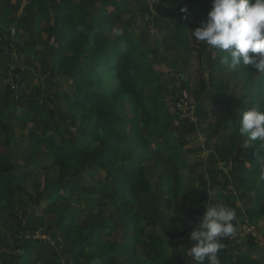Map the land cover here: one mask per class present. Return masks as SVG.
Instances as JSON below:
<instances>
[{"label":"trees","instance_id":"trees-1","mask_svg":"<svg viewBox=\"0 0 264 264\" xmlns=\"http://www.w3.org/2000/svg\"><path fill=\"white\" fill-rule=\"evenodd\" d=\"M158 3L166 21L162 26L164 35L156 40L144 38L139 43L134 34L125 33L129 25L122 15L134 17L128 10V0H25L24 14L15 29L25 34L19 35V44L12 39L8 42L28 49L33 56H42L41 68L46 74L44 94L63 107L60 114L62 118L69 116V122L60 125L55 117H50L48 108L44 112L46 101H40L39 109H35L41 98L35 93L26 94L18 86L7 87L0 93V131L6 133L4 141L10 143L13 138L7 124L11 117L6 115L9 98L15 102L14 116L17 110L19 115L32 114L31 122L39 114L44 116V133L32 127L29 137L34 163L42 154L48 157L32 170L30 192L10 178L16 174L11 158L0 153V202L8 199L9 203L29 208L28 239L20 238L22 252L14 253V264H64V261L68 264H159L169 246L167 235L151 222L155 205L173 228L186 223L192 226L194 220L203 217L205 198L195 187L185 193L182 185L187 171L183 167L188 164L187 158L180 162L182 152L177 138L173 133H162L167 142L164 146L161 142L154 143L150 133L152 127L163 129L160 94L171 91L166 83H159L163 78L157 80L158 71L154 72L150 62L159 50L163 56L173 50L182 57L197 51L200 61L206 59L208 82H202L201 88L214 104L224 109L212 134L219 135L217 147L225 142L224 150L233 162L232 173L242 191L240 198L225 196V203L236 211V229L246 210L251 220L258 218L264 232V148L253 142L256 145L244 146L242 152L247 150V154L237 155L242 139L243 145L247 140L239 133L243 111L251 107L264 110V72L243 65L233 70L222 63L221 58L227 54L218 49L211 48L210 55H205L203 42L195 40L192 30L206 20L212 3L208 5L206 0H158ZM173 5L177 6L176 12L172 11ZM181 7H186L188 14L181 12ZM116 28L122 30L119 37L114 33ZM3 53L7 59L4 49ZM211 59L215 63L209 66L207 62ZM160 63L168 69V62ZM198 73L202 78V73ZM220 76L227 81L224 87ZM235 83L241 86L242 92L230 104ZM182 86L188 88L186 83ZM24 98H29L27 105ZM239 103L237 111L234 107ZM194 112L206 116L200 103ZM131 148L146 153L154 165L161 164L166 155L161 167L166 192L160 205L149 179L151 165L145 164L143 157L130 153ZM195 163L204 164L202 160ZM97 169L103 178L94 182ZM213 176L209 178L211 183ZM17 193L24 200L20 196L15 198ZM37 207H41L40 215L34 216L30 208L33 211ZM170 208L174 216L167 214ZM184 214H188V221L184 220ZM3 216L2 209L0 217ZM14 217L18 224L17 215ZM80 217L86 221L80 222ZM117 225V232L111 233ZM37 227L41 234L51 235L62 243L60 254L45 239L31 238ZM176 230L182 233L180 228ZM230 238L223 241L220 264H264L251 251H240L233 257ZM3 241L1 236L0 249H9ZM235 242L236 248L245 244L259 248L252 240ZM42 257L47 258L39 261Z\"/></svg>","mask_w":264,"mask_h":264},{"label":"rangeland","instance_id":"rangeland-1","mask_svg":"<svg viewBox=\"0 0 264 264\" xmlns=\"http://www.w3.org/2000/svg\"><path fill=\"white\" fill-rule=\"evenodd\" d=\"M128 1V10L134 13V17L131 18L127 13H124L122 15V18L125 21L128 20L129 25L125 33L134 34L139 43H141L144 38H147L149 40V37H154V40H156L161 36L163 37L165 29H163L162 26L166 21L163 18L164 16H162L163 13L160 9L158 0H140L138 2L131 1V3L130 0ZM206 2L208 5L211 3L210 0H206ZM172 8V11H177V6L175 8V6L173 5ZM114 33L118 37L121 36V28L114 29ZM201 47L205 55L209 56L211 52V47L207 46L204 43H202ZM172 51L173 50L165 52L164 56L160 55L162 53L161 50H159L157 55L154 56L148 54L149 56H151L150 62L152 63V68L154 72L156 73V71H158V73H156L158 75L157 80L163 78L160 80L161 82L159 83L161 85H164V83H166V85L169 86L171 89L170 92L160 94V100L162 101L161 126L163 127V129L161 130V128L157 129L156 127H152L150 133H152L154 143L161 142L164 146L167 145V142H165L162 133H173L175 138H177L176 143L181 146L182 152L180 162L183 163L184 159L187 158L185 160L188 164V166L183 167V169H186L187 171H185L183 175L182 185L185 188V193L189 191L190 187H195L201 192L200 194H202V196L205 198V200H203L201 210L204 215L206 212V205L214 207L228 206L225 203L224 197L234 196L240 198L242 195V191L238 189L239 184L235 179V175L232 173L233 162L230 156L224 150L226 148L225 142L222 143L220 147H217L219 135L215 136V134H212V128L216 126L217 120L223 116L224 109L221 105L214 104L201 88L202 82H208V73L206 71V66L204 65L206 59L200 61L197 57V51L190 55H184L183 57L181 54H175ZM160 62H168V69H164L165 65L161 64ZM214 63L215 62L212 59L211 61L207 62L209 66H212ZM170 65H173V67H170ZM41 72L42 69L38 66V69L34 70L33 79L28 83H21L20 88H22L27 94H41ZM198 72L202 73V78L200 77ZM221 74H224V72H222ZM220 78L224 87V83H226L227 81H224L223 76H220ZM6 80H10V78L7 77ZM184 83L187 84L188 88L182 86ZM175 90L176 92H174ZM233 91L234 96L233 99L230 101V104H234V100H236L235 97H237L242 92V88L241 86L236 85V87H233ZM179 94H181L183 97H179ZM41 98H47L45 100L48 102L47 108H49L50 117H55V120L60 125L69 122V116L62 118L63 115L60 114V112L63 107H58V104L56 105L52 97ZM188 99L192 101L194 111L198 103L203 105L206 116L201 117V115L198 114L196 115L198 119H196L195 116H193V118L189 116L187 114L188 112L184 113V110L187 108L185 107V105H182L181 102H186ZM43 100H41V102L44 103ZM225 103H227V101ZM240 105L241 103L237 104V107L234 108L238 111ZM125 109L127 110V112H129L130 110L128 108ZM167 114H169L170 117L168 116V118H165ZM43 119L44 116L39 114L38 117H36V121L32 122V126L37 128L43 127ZM16 123L19 124L18 121ZM26 128L27 127L22 124L21 126H14V134L17 137L16 141H19L20 145L19 149L23 144L29 142V139L24 137V134H26L27 132ZM38 131L43 134L41 128H38L37 132ZM228 138H230V136H228ZM243 143L244 140L242 139L240 144L241 151H239L237 154L239 156L240 154L243 155L249 152L247 150L245 152H242V150L245 149ZM129 152L136 155L138 158L143 157L145 159V164L148 163V166L149 164L151 165L152 172L149 171V179L152 182L154 194L160 205L164 202V200H162V197L166 192V180L165 177L162 176L161 168L162 160H166V155L160 161L161 164H156V166L154 165L155 163H151V158H146V156H148L146 153L132 148L129 149ZM19 154H21V159H23L24 156L29 157L28 151L22 153L21 151H19ZM37 159L38 163H45L48 157H46L45 154H42L38 156ZM198 160H202L204 164L199 165L195 163L198 162ZM30 167L32 170L34 169L33 167H35V164H33V160L30 163ZM212 176L214 178L213 183L209 182V178ZM94 177V182L103 178V173L101 172V170L97 169L94 174ZM223 184H226L224 188L222 187ZM242 210H244V208ZM246 212L247 211L245 210V216L243 217V219L238 220L237 231L242 224L249 223L253 225L256 229L260 230L264 236V232L262 227H260L261 225L258 221V218L251 220L249 216H247L248 214ZM167 214L169 216H174L173 208L168 209ZM194 214L197 215L196 212H194ZM183 218L185 221H188V214H184ZM22 219H25V222L27 221L26 216H24ZM199 219L200 218L198 217L194 221L198 222ZM81 221L83 223L84 221H86V218H84V220L83 218H81L80 222ZM151 222L155 223L159 230H161L165 235H167L168 240L169 248L166 250L167 255L166 257H162L159 264H195V261L192 259L191 253L188 250L192 246L189 236L191 231L194 229L193 227L195 226V222L192 226L189 227L186 223L183 226L181 225L173 228L171 227V224L169 222L164 220V213L160 211L159 208L156 207V205L155 211L151 215ZM114 223L115 219H113V224ZM118 227L119 225L113 226L111 233L117 232V230L119 229ZM179 228L181 229L182 233H178V231L176 230ZM21 237H24L25 240L28 239V233L25 232L24 234L19 235V239H16L18 243ZM31 238L45 239L50 245H55V243H57L55 237L51 235L45 236L41 234L39 230L34 232V235H32ZM242 242L244 241H241L239 243ZM235 244L236 242L234 243L233 241H231L230 250H232L233 257L236 253L240 251H251L252 256H257L260 261L264 263V252L262 251L263 253H261V251H259V248H250L247 244L236 248L238 245L234 246ZM252 244L256 245L253 242ZM56 247L59 248L60 245H57ZM254 251H256L257 254L253 253ZM61 261H64L63 257H61ZM64 264L68 263H65L64 261ZM205 264H207V261H205Z\"/></svg>","mask_w":264,"mask_h":264},{"label":"clouds","instance_id":"clouds-1","mask_svg":"<svg viewBox=\"0 0 264 264\" xmlns=\"http://www.w3.org/2000/svg\"><path fill=\"white\" fill-rule=\"evenodd\" d=\"M206 20L192 30L195 40L225 52L222 63L233 70L251 66L264 72V0H211ZM186 13V7H181ZM239 133L247 140L243 146L264 148V110L251 107L243 111ZM235 209L228 206H207L202 218L195 223L188 249L195 264H220L219 253L224 239L236 234Z\"/></svg>","mask_w":264,"mask_h":264},{"label":"crops","instance_id":"crops-1","mask_svg":"<svg viewBox=\"0 0 264 264\" xmlns=\"http://www.w3.org/2000/svg\"><path fill=\"white\" fill-rule=\"evenodd\" d=\"M24 5L25 0H0V42L2 41L3 44L0 43V47L5 50V53L8 54L7 59H5L3 49L0 50V93L4 92L7 87H20V84L25 82L28 83L31 81L34 77V70L38 69L39 67H42V56H33L32 53L29 52L27 49H22L20 47H16L11 43L8 42L9 39H12V35L10 32V29L12 26L15 25V29H17L16 22L20 17L24 14ZM41 30V28H40ZM39 31V34H41V31ZM17 33V32H16ZM25 32L23 30H19L17 35L21 36L24 35ZM8 43V45H6ZM10 46V48H9ZM37 48V47H36ZM22 49V50H21ZM37 49L41 50V47H38ZM42 69V68H41ZM42 77L41 79V94L38 96L40 97H49V96H43L45 95V88H46V74L45 72H41L40 74ZM9 77L10 80H6V78ZM25 93V92H24ZM27 94V93H26ZM29 99V98H28ZM27 98H24V103L27 105ZM38 99V98H37ZM44 99V100H43ZM47 98H39L38 104L35 106V109H39L40 101H46ZM53 99V98H52ZM55 102V99H53ZM9 105L6 111V115L11 117V120L7 122L8 125L11 127V131L13 133V138H10V143L8 141H4L3 136L6 135L4 131H0V153L5 154L11 158V164L13 167V171L16 172L15 175L11 176L12 180H16L17 184L24 187V189L31 192V178H32V169L30 167V163L33 160V164L35 166L37 163H34L33 159V152L31 149V139L29 137V134L32 130V122H31V116L32 114L25 116V115H19V110H17L16 115L14 116V108L13 102L11 99H7ZM47 102V101H46ZM48 103V102H47ZM47 104H43V111L46 112ZM49 109V108H48ZM38 117V115L36 116ZM19 122L16 123L17 121ZM36 121V119H35ZM24 125L27 127V132L24 134L26 138L29 139V142H26L21 146L19 149V141L17 140V137L14 134V126ZM29 126V127H28ZM42 129V127H38ZM36 127V130H38ZM39 132V131H38ZM40 133V132H39ZM44 133V132H43ZM41 134V133H40ZM8 135V134H7ZM28 141V140H26ZM19 151L29 152V157H25L21 159V154H19ZM33 154V155H32ZM31 158V159H30ZM34 168V167H33ZM20 196L21 199L24 200V196L20 195L19 193L15 194L14 197L17 198ZM13 197V200H14ZM3 209L4 216L0 217V237H4L3 245L9 249L2 250L0 249V264H14L15 258L14 253H20L21 250V243L18 244L16 239L18 238L19 234L26 232V222L25 219H22L24 216L29 218L28 212H27V206L24 207V205L17 206L16 203L8 202V199H5L2 203L0 202V211ZM41 207L33 208V211L30 208V213L34 216L40 215ZM14 215L18 217L19 223L17 224V220L14 217ZM45 223V222H44ZM43 223V225H44ZM37 230H40V227H37ZM17 245V246H16ZM60 245L59 248L56 246ZM51 247H54L55 251H57L59 254L62 252L63 245L62 243H55V245H50ZM50 248V247H49ZM36 257V254L34 258ZM47 257L41 260H45Z\"/></svg>","mask_w":264,"mask_h":264},{"label":"built area","instance_id":"built-area-1","mask_svg":"<svg viewBox=\"0 0 264 264\" xmlns=\"http://www.w3.org/2000/svg\"><path fill=\"white\" fill-rule=\"evenodd\" d=\"M181 96L182 95L179 94V97H181ZM181 103H182V105H185V107L187 108L184 110V113L188 112L187 114L189 116H191L192 118H193V116H195V118L198 119L194 110H193V105H192L191 100L188 99L186 102H181ZM230 239L234 243H235V241L241 242V241L252 240V242L255 243L260 248L261 253L264 252V236H263L262 232L260 230L256 229L253 225H251L249 223L242 224L241 227L238 229V231H236V234L233 237H231ZM230 245H231V242H230Z\"/></svg>","mask_w":264,"mask_h":264},{"label":"water","instance_id":"water-1","mask_svg":"<svg viewBox=\"0 0 264 264\" xmlns=\"http://www.w3.org/2000/svg\"><path fill=\"white\" fill-rule=\"evenodd\" d=\"M10 32H11V35H12V41H13L15 44H19V43H21V39L19 38V36H18L17 33H16L15 25L12 26V28L10 29Z\"/></svg>","mask_w":264,"mask_h":264}]
</instances>
